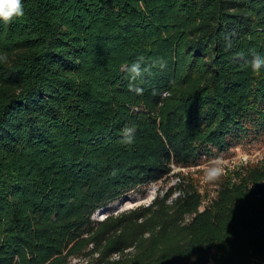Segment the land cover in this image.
Here are the masks:
<instances>
[{
  "label": "trees",
  "instance_id": "1",
  "mask_svg": "<svg viewBox=\"0 0 264 264\" xmlns=\"http://www.w3.org/2000/svg\"><path fill=\"white\" fill-rule=\"evenodd\" d=\"M21 2L0 20V264H264V159L205 203L176 173L92 218L264 134V0Z\"/></svg>",
  "mask_w": 264,
  "mask_h": 264
},
{
  "label": "rangeland",
  "instance_id": "2",
  "mask_svg": "<svg viewBox=\"0 0 264 264\" xmlns=\"http://www.w3.org/2000/svg\"><path fill=\"white\" fill-rule=\"evenodd\" d=\"M207 150V153H203L195 164L189 166L173 164L171 175L168 178L150 182L130 191L125 197L107 204L101 211L94 213L92 218L102 219L109 213H116L139 204L147 205L157 193H161L166 187L177 181L174 175L176 173L195 185L203 198V203H205L215 194L218 183L228 174H234L242 167H251L261 163L264 159V134L241 138L222 152L211 146ZM217 158L222 162L224 173L216 181L205 182L204 172ZM74 262L75 260H72V263Z\"/></svg>",
  "mask_w": 264,
  "mask_h": 264
},
{
  "label": "clouds",
  "instance_id": "3",
  "mask_svg": "<svg viewBox=\"0 0 264 264\" xmlns=\"http://www.w3.org/2000/svg\"><path fill=\"white\" fill-rule=\"evenodd\" d=\"M24 15L23 4L21 0H0V20H3L5 23H11L14 18L22 17ZM227 47H231L229 42ZM142 59H138L136 62H133L130 66L124 65L121 68V71H127L130 74V77L133 81L137 78L142 77L147 71V68H142L141 63ZM7 60L6 55H0V61ZM251 69L259 74L260 70L264 68V54L254 52L252 59L249 61ZM129 90L135 92L137 95L142 94V89L134 87L133 85L129 86ZM135 133V128L130 126H125L121 129V135L123 139L121 143L131 144L133 142V137ZM224 173V168L222 162L217 158L211 162L204 172V181L213 182L218 180Z\"/></svg>",
  "mask_w": 264,
  "mask_h": 264
}]
</instances>
